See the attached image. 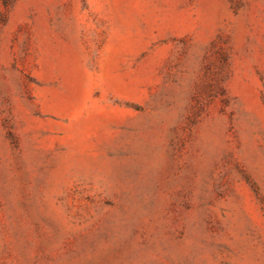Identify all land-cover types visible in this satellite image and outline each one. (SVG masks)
Segmentation results:
<instances>
[{
	"label": "rangeland",
	"instance_id": "1",
	"mask_svg": "<svg viewBox=\"0 0 264 264\" xmlns=\"http://www.w3.org/2000/svg\"><path fill=\"white\" fill-rule=\"evenodd\" d=\"M0 264H264V0H0Z\"/></svg>",
	"mask_w": 264,
	"mask_h": 264
}]
</instances>
